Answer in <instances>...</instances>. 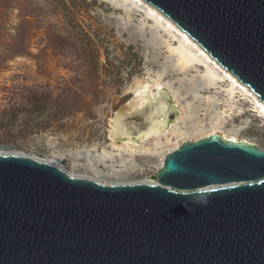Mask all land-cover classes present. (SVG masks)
Masks as SVG:
<instances>
[{
    "label": "rangeland",
    "instance_id": "obj_1",
    "mask_svg": "<svg viewBox=\"0 0 264 264\" xmlns=\"http://www.w3.org/2000/svg\"><path fill=\"white\" fill-rule=\"evenodd\" d=\"M185 34L145 0H0V143L105 184L211 133L264 149V102Z\"/></svg>",
    "mask_w": 264,
    "mask_h": 264
},
{
    "label": "water",
    "instance_id": "obj_2",
    "mask_svg": "<svg viewBox=\"0 0 264 264\" xmlns=\"http://www.w3.org/2000/svg\"><path fill=\"white\" fill-rule=\"evenodd\" d=\"M145 1L264 102V0ZM155 179L105 184L0 153V264H264V149L184 140Z\"/></svg>",
    "mask_w": 264,
    "mask_h": 264
},
{
    "label": "bare ground",
    "instance_id": "obj_3",
    "mask_svg": "<svg viewBox=\"0 0 264 264\" xmlns=\"http://www.w3.org/2000/svg\"><path fill=\"white\" fill-rule=\"evenodd\" d=\"M185 33V32H184ZM185 36L187 37V38H189L186 34H185ZM191 40V39H190ZM200 49L203 51L204 49L202 48V47H200ZM209 56V55H208ZM207 57V56H206ZM210 57V56H209ZM214 60V59H213ZM237 80V79H236ZM234 81V80H233ZM238 84V83H237ZM244 86V85H243ZM247 87V86H246ZM248 89V88H247ZM250 91V90H249ZM258 98V97H257ZM257 101V100H256ZM263 102V101H262ZM262 107V106H261ZM263 108V107H262ZM156 112H160V110L159 109H156ZM151 113V112H150ZM150 113L148 114V115H146V118H149V120H148V127H147V129H145L144 130V132H143V134L144 135H147L150 131L151 132H155L158 128H159V126H161L162 124H163V121L164 120H161V119H158V118H150L149 117V115H150ZM151 119V120H150ZM116 128V127H115ZM115 128H114V130H115ZM224 137V136H223ZM225 138V137H224ZM227 139H232V138H227ZM232 140H234V141H237V140H235V139H232ZM0 153H13L12 151H8V152H4V151H0ZM42 161H46V160H42ZM46 162H49V161H46ZM49 163H52V162H49ZM52 164H54V163H52ZM56 165V164H55ZM58 166V165H57ZM59 167V166H58ZM61 168V167H60ZM71 175V174H70ZM74 176V175H73ZM94 180V179H93ZM97 181V180H96ZM100 182V181H99ZM134 182H145V181H143V180H139V181H134ZM116 183H133V182H127V181H120V182H116ZM146 183V182H145ZM113 184H115V183H113Z\"/></svg>",
    "mask_w": 264,
    "mask_h": 264
}]
</instances>
